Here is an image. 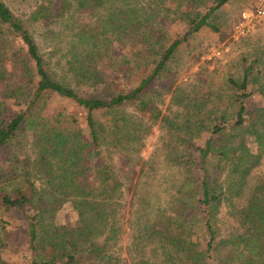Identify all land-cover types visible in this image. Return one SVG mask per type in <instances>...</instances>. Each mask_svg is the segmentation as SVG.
Instances as JSON below:
<instances>
[{"label":"trees","instance_id":"1","mask_svg":"<svg viewBox=\"0 0 264 264\" xmlns=\"http://www.w3.org/2000/svg\"><path fill=\"white\" fill-rule=\"evenodd\" d=\"M230 1L33 0L18 16L0 0V208L20 216L26 249L17 264H129L116 245L126 232L125 188L136 201L138 173L146 172L145 120L172 122L152 87L191 36L204 28L226 35L215 18ZM176 24L185 30L172 38L167 31ZM131 58L151 69L127 90L121 77ZM242 68L240 78L229 80L233 118L216 117L202 143L189 126L180 132L177 161L187 174L174 213H161L168 227L143 220L141 208L128 219L133 264H264V177L243 206L233 200L244 196L264 157V106L247 104L255 92L264 96V48L244 57ZM251 84L257 89L250 91ZM54 96L78 107L83 119L63 109L45 115ZM127 157V165L142 164L131 180L117 169V159ZM223 202L243 231L235 226L222 234ZM67 203L77 212L74 224L56 221ZM6 225L13 222L0 218V264L17 254ZM148 247L162 249L163 257H145Z\"/></svg>","mask_w":264,"mask_h":264},{"label":"rangeland","instance_id":"2","mask_svg":"<svg viewBox=\"0 0 264 264\" xmlns=\"http://www.w3.org/2000/svg\"><path fill=\"white\" fill-rule=\"evenodd\" d=\"M18 16H22L31 9L33 0H5ZM211 3V2H210ZM209 4V3H208ZM264 0H231L216 15L215 20L221 25L224 37L204 28L200 32L190 37L189 42L182 45L176 52L173 60L169 63L166 71L156 79L151 93L154 92L158 106L162 109L163 115L169 121L161 119L153 122L146 117V124L150 127V133L146 138L145 147L140 154L141 163H145L146 172L139 174L142 164L135 162L127 165L130 157L117 159V169L119 173H125L128 180L133 178L136 171L141 181L140 195L135 198L127 188H125L124 199L126 203V232L129 231L128 219H133L138 208L143 220H148L150 224L156 223L157 229L165 230L168 227L166 219L161 220L162 214H171L172 207H176L178 187L183 182L187 168L178 163V152L182 149L183 141L180 139V132L189 126L190 130L196 131L195 141L202 143L210 135L209 128L213 126L214 119L222 114H227V119H232L236 105L234 102V91L230 88L229 80L238 79L242 75L243 58L250 56L257 47L264 48V16L253 17ZM252 15L245 17L244 13ZM185 30L183 24L172 26L167 33L170 37L176 38L180 32ZM39 31L35 33L38 39ZM116 55H122L123 51H115ZM136 58L127 60L126 67L128 75L122 76L127 90L133 89L151 69L141 61V66H136ZM129 63V65H128ZM257 84H251L250 91L257 89ZM43 113L47 116L55 115L63 109L70 114H77L84 117V112L68 102L57 97H50L46 102ZM248 107L253 110L264 106V96L255 92L248 99ZM133 106L127 108L128 112H134ZM198 121L205 122L206 128L199 129ZM84 122V120H82ZM250 147L257 151V145L253 137H247ZM127 165L126 168L122 166ZM264 177V157L262 164L253 169L247 184L243 189V197L233 198L242 206L246 203L250 191L254 185ZM225 177V175H224ZM134 175V179H136ZM229 184V183H228ZM143 201H140V199ZM163 212V213H162ZM162 213V214H161ZM0 218L4 222H13V225H6L8 237L12 243V251H17L14 256H7L11 259L10 264H17L19 252L26 249L25 238L17 231L20 216L0 208ZM78 218L77 212L71 203H67L57 214V222L60 224H74ZM219 225L223 235L229 234L235 226H239L243 231L241 223L230 214L227 202H223L219 211ZM3 225V224H2ZM125 232L122 239L116 245L120 247L124 258L129 264H133V256L128 252L131 244L129 235ZM0 226V234H2ZM10 246V247H11ZM150 247V246H149ZM147 248L145 257L150 259H161L162 249L150 251Z\"/></svg>","mask_w":264,"mask_h":264},{"label":"built area","instance_id":"3","mask_svg":"<svg viewBox=\"0 0 264 264\" xmlns=\"http://www.w3.org/2000/svg\"><path fill=\"white\" fill-rule=\"evenodd\" d=\"M244 16L247 18L251 17L252 15H247V13H244ZM264 16V5H262L259 9H257V11L255 13H253V17H257V18H261Z\"/></svg>","mask_w":264,"mask_h":264}]
</instances>
